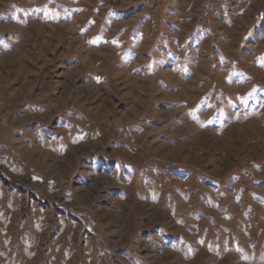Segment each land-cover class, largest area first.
Instances as JSON below:
<instances>
[{"label":"rangeland","instance_id":"374dc122","mask_svg":"<svg viewBox=\"0 0 264 264\" xmlns=\"http://www.w3.org/2000/svg\"><path fill=\"white\" fill-rule=\"evenodd\" d=\"M205 1L0 0V264H264V0H225L210 25L235 43L193 53L246 64L260 82L257 105L238 100L205 131L155 127L140 146L135 131L105 122L109 130L80 131L78 108L131 117L120 103L132 79L92 77L131 51L148 55L156 23L140 25L138 41L147 15L138 17ZM95 134L109 135L82 142ZM112 139L142 161L101 178L86 161L120 152Z\"/></svg>","mask_w":264,"mask_h":264},{"label":"crops","instance_id":"0c3cea01","mask_svg":"<svg viewBox=\"0 0 264 264\" xmlns=\"http://www.w3.org/2000/svg\"><path fill=\"white\" fill-rule=\"evenodd\" d=\"M221 2L220 5L216 3L217 6L213 7L209 0H206L203 2L205 7L199 5L196 11L192 12H176L175 7L168 6L166 10H169V14L159 13L160 16L156 15L154 19L151 15L141 14L139 19L144 15L147 17L140 19L137 40L139 36L140 39L143 38L141 26L146 20H153V23H156V28L151 32L148 55L141 58L138 53L135 54V50L131 51L129 58L122 56L114 62L115 67L112 72H107L106 76L94 73L95 76L92 77L99 86L113 84L116 79L121 80L126 77L132 79L128 84L130 85L128 93L122 96L129 97L130 102L120 103L122 109L127 110V114L131 117L124 119L127 117L121 114V118L117 120L109 118L101 120L88 110L78 108L88 124L87 130L82 128L80 131L91 133L92 130L94 132L102 131L101 129L109 130L110 127L102 125L105 122L106 125H112L123 134L130 129L135 131L138 135L136 136L137 145H135L140 146L138 139L140 134L149 132L155 127L166 129L169 126L173 128L180 126L183 132L205 131L216 128L219 118L225 119L229 116L228 114H231L229 113L231 110L238 109L236 104L238 100L241 101L239 105L241 108H252L257 105V84L260 82L247 69L246 64L238 61V66L235 61L227 59L203 61L193 57L195 50H207L211 46L215 51H219L235 43L232 37L227 40L225 33L215 31L210 25L213 15L222 18L220 11L222 7H225L226 1L221 0ZM262 15H264V9L259 12L260 18ZM255 20H258V17H255ZM256 23L257 21H254L251 27L257 30ZM258 31L261 29L259 28ZM250 41L256 42L253 37ZM76 63L78 60L74 59L67 65ZM199 67L204 70H199ZM146 81H148L147 84ZM241 84L245 87L242 88ZM175 95L177 96L174 97ZM165 111L169 113L158 118L160 113ZM75 126L78 128L76 124ZM108 135L95 134L88 137L82 136L81 139L84 144H89L99 141L101 136L105 138ZM156 137L165 138L162 133L157 134ZM115 141L119 140L112 139L111 142L115 144V150L120 152L113 154L112 158L104 153H94L88 158L92 161H86L93 166L96 174L101 178L112 177L110 174L113 172L120 174L121 165L131 166L142 161L126 159L127 152L123 148L125 143Z\"/></svg>","mask_w":264,"mask_h":264}]
</instances>
